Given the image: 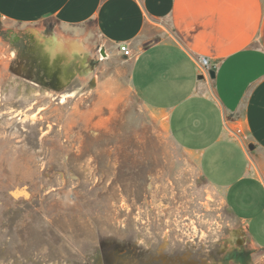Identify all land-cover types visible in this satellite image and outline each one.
<instances>
[{"label": "rangeland", "instance_id": "rangeland-1", "mask_svg": "<svg viewBox=\"0 0 264 264\" xmlns=\"http://www.w3.org/2000/svg\"><path fill=\"white\" fill-rule=\"evenodd\" d=\"M33 29L14 28L0 52V264H264L133 94L128 63L89 42L64 84L23 41Z\"/></svg>", "mask_w": 264, "mask_h": 264}, {"label": "crops", "instance_id": "crops-1", "mask_svg": "<svg viewBox=\"0 0 264 264\" xmlns=\"http://www.w3.org/2000/svg\"><path fill=\"white\" fill-rule=\"evenodd\" d=\"M52 26L128 63L133 94L264 251V0H0V52L14 28L48 38ZM23 41L41 49L30 33Z\"/></svg>", "mask_w": 264, "mask_h": 264}, {"label": "bare ground", "instance_id": "bare-ground-1", "mask_svg": "<svg viewBox=\"0 0 264 264\" xmlns=\"http://www.w3.org/2000/svg\"><path fill=\"white\" fill-rule=\"evenodd\" d=\"M31 34L34 41L41 47L49 69L55 71L59 68L61 82L65 84L70 77L79 75L78 66L86 54L90 52L83 41L65 36L60 32H57L53 39L43 37L37 29H33ZM81 77L86 79L87 76ZM66 98L65 95L64 101Z\"/></svg>", "mask_w": 264, "mask_h": 264}, {"label": "built area", "instance_id": "built-area-1", "mask_svg": "<svg viewBox=\"0 0 264 264\" xmlns=\"http://www.w3.org/2000/svg\"><path fill=\"white\" fill-rule=\"evenodd\" d=\"M119 51L127 58L133 57V52L130 50L129 46L126 44H120L118 46ZM200 64L202 66L203 73L209 74L210 71V65L209 60L205 57L200 58ZM244 139H247V137H244Z\"/></svg>", "mask_w": 264, "mask_h": 264}, {"label": "flooded vegetation", "instance_id": "flooded-vegetation-1", "mask_svg": "<svg viewBox=\"0 0 264 264\" xmlns=\"http://www.w3.org/2000/svg\"><path fill=\"white\" fill-rule=\"evenodd\" d=\"M238 243L241 244V242H239V241H238ZM236 260L241 261V263H240V262H239V263H240V264H243L242 255L238 254V255L236 256ZM239 263H237V264H239Z\"/></svg>", "mask_w": 264, "mask_h": 264}, {"label": "water", "instance_id": "water-1", "mask_svg": "<svg viewBox=\"0 0 264 264\" xmlns=\"http://www.w3.org/2000/svg\"><path fill=\"white\" fill-rule=\"evenodd\" d=\"M210 76H211L212 78L215 77V71H214V70H210ZM239 242H241V241L239 240Z\"/></svg>", "mask_w": 264, "mask_h": 264}]
</instances>
